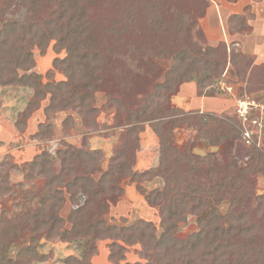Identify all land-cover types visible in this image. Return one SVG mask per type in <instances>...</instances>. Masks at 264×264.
Returning a JSON list of instances; mask_svg holds the SVG:
<instances>
[{"label": "trees", "instance_id": "1", "mask_svg": "<svg viewBox=\"0 0 264 264\" xmlns=\"http://www.w3.org/2000/svg\"><path fill=\"white\" fill-rule=\"evenodd\" d=\"M175 1L0 0V97L5 88L32 91L15 126L23 130L48 99L46 117L72 110L94 127L103 110L113 111L112 129L120 131L106 170L100 167V151L69 144L57 150L56 161L45 152L21 167L7 158L0 161L1 261L28 233L33 243L52 236L85 239L84 259L71 257L65 264H92L96 243L103 240L110 241L112 264L125 261L132 246H138L134 252L141 262L123 264H264V195L257 193L255 180L264 174V144L251 145L245 162H240L232 153L243 131L237 117L185 112L171 105L188 82L194 83L199 98L220 95L228 61L245 59L228 55L223 44L195 43L191 31L196 21ZM15 6L23 16L6 19ZM42 6L53 8L43 20L38 18ZM50 42L65 56L53 59L47 75L56 70L64 80L50 77L43 83L42 74L33 71V48ZM159 61L169 62L163 76ZM248 68L246 64L238 71L243 79ZM257 71L251 68L248 83ZM248 91H254L253 84ZM98 93L107 97L102 107L95 104ZM145 125L157 135L160 155L155 168L137 172L135 154ZM182 128L194 132L191 141L178 143L175 133ZM37 129L35 138L52 133L48 124ZM196 143L210 151L194 152ZM14 167L32 186L9 180ZM154 178L162 186L146 192L140 182ZM37 180L43 184L36 185ZM126 182L135 183L158 210V234L153 223L143 220L129 226L108 224L109 205L123 195ZM66 201L73 208L63 219L59 212ZM66 223L70 229L61 235Z\"/></svg>", "mask_w": 264, "mask_h": 264}, {"label": "rangeland", "instance_id": "2", "mask_svg": "<svg viewBox=\"0 0 264 264\" xmlns=\"http://www.w3.org/2000/svg\"><path fill=\"white\" fill-rule=\"evenodd\" d=\"M200 3L197 6L195 0H176L174 2L175 6L189 11L196 21L191 31L192 40L202 47H217L223 44L228 55L239 54L245 61L234 64L228 61L223 74L224 80L219 85L220 95L199 98L196 95L194 83L188 82L181 85L178 93L172 98L171 105L185 112L213 113L230 119L237 117L238 121L244 122L245 127L241 132V139L234 143L232 153L235 159L245 162L248 148L251 145L261 148L264 144V20L257 22L258 19L264 17V0H200ZM52 10L51 7L42 6L38 18L41 20L47 18ZM22 16L23 11L15 6L6 19L19 20ZM259 23L260 25H258ZM33 54L35 57L33 71L42 74L43 83L50 80V77L56 82L64 80L62 73L56 70H53L50 76L47 75L48 71L52 69L53 59L65 56L64 52H56L53 49V42L44 48L34 47ZM159 64L163 76L169 67V62L159 61ZM246 64H248L249 70L243 79L238 71ZM251 68L258 71L253 76V83H248L247 79ZM162 76L157 79V82H162ZM252 84L254 91L249 92L248 88ZM31 95L32 91L29 89L5 88L1 90L0 161L7 158L10 164L21 167L41 152H45L52 160H55L57 150L63 149V144H69L76 149L87 147L100 151L103 156L100 167L102 170H106L118 144L120 132L118 129H112L114 126L113 111L103 110L95 118L97 126L93 127L89 126V122L82 115L72 110L55 112L46 117L43 108L47 105L48 99H45L42 101L40 109L31 114L26 120L23 130H20L15 126V121L17 115L25 109L26 102ZM96 100V106L102 107L106 103L107 97L103 93H98ZM202 101L204 104L201 110L198 107ZM239 112L245 115V121L239 117ZM68 117L72 119L71 122H68ZM38 124H48L51 128V135L47 138L33 137L38 130ZM245 133H248L249 138L245 137ZM175 135L178 138V143H182L191 141L194 132L182 128ZM193 151L204 155L210 149L202 143H196ZM159 155V139L155 132L145 125L144 131L139 135V150L135 154L133 170L143 172L155 168L158 165ZM55 167L57 169V166ZM93 178L98 180L99 174L93 175ZM9 180L12 183L23 182L28 187L32 186V181L26 182L23 173L16 170L15 167L9 171ZM255 180L257 193L264 195V174H258L255 176ZM35 184L41 186L43 181L37 180ZM122 185L123 195L115 204L109 205L106 215L108 224L129 226L143 220L153 223L158 234L160 229L158 210L146 202L144 194L136 189L135 183L126 182ZM140 185L148 192L156 187H161L162 182L159 178H154L150 181L140 182ZM79 198L81 199V196ZM72 208L71 204L66 201L59 216L65 219ZM67 229H70L69 223L64 225L60 234L62 235L63 230ZM32 236V234H24L22 239L10 248L6 257L2 261L0 259V264H10L11 262L17 264H65V260L68 258L72 257L80 261L85 257L87 241L83 238L63 240L52 236L33 243ZM109 243V240L96 243V253L90 258L92 264H112L108 259ZM137 249L138 246L128 247L124 254L125 261H121L120 264L141 262L134 252Z\"/></svg>", "mask_w": 264, "mask_h": 264}, {"label": "built area", "instance_id": "3", "mask_svg": "<svg viewBox=\"0 0 264 264\" xmlns=\"http://www.w3.org/2000/svg\"><path fill=\"white\" fill-rule=\"evenodd\" d=\"M238 115H239V117H240L242 120H244V121L246 120V119H245V115L242 114L241 112H239ZM240 122H241V121H240ZM241 124L243 125V127H245L244 122H243V123L241 122ZM243 129H244V128H243ZM244 135H245L246 138H249L248 133H245Z\"/></svg>", "mask_w": 264, "mask_h": 264}, {"label": "crops", "instance_id": "4", "mask_svg": "<svg viewBox=\"0 0 264 264\" xmlns=\"http://www.w3.org/2000/svg\"><path fill=\"white\" fill-rule=\"evenodd\" d=\"M259 20H260V21L264 20V17H263L262 19H258L257 22H258ZM258 25H260V23H259ZM204 101H207V100H204ZM204 101H202L200 107H198V108H200L201 110H202V107H203L202 105L204 104ZM208 101H209V100H208ZM218 102H219V101H218ZM216 103H217V102H216ZM202 112H203V111H202ZM213 112H215V111H213ZM212 114H213V113H212ZM214 115H215V114H214Z\"/></svg>", "mask_w": 264, "mask_h": 264}]
</instances>
